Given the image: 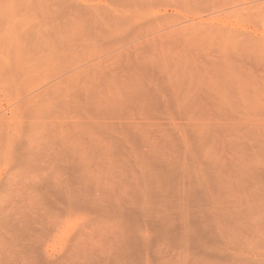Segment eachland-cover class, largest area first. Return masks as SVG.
Instances as JSON below:
<instances>
[{"label": "rangeland", "instance_id": "obj_1", "mask_svg": "<svg viewBox=\"0 0 264 264\" xmlns=\"http://www.w3.org/2000/svg\"><path fill=\"white\" fill-rule=\"evenodd\" d=\"M0 264H264V0H0Z\"/></svg>", "mask_w": 264, "mask_h": 264}, {"label": "bare ground", "instance_id": "obj_2", "mask_svg": "<svg viewBox=\"0 0 264 264\" xmlns=\"http://www.w3.org/2000/svg\"><path fill=\"white\" fill-rule=\"evenodd\" d=\"M106 46H108V44H107ZM106 46L104 47V51L106 50V49H105ZM109 46H110V45H109ZM107 48H108V47H107ZM109 48H110V47H109ZM106 52H107V51H106ZM103 58H105V57H103ZM105 59H106V58H105ZM107 59H108V58H107ZM102 60H103V59H102ZM103 61H104V60H103ZM128 63H129V62H128ZM128 63H126V64H128ZM124 64H125V63H124ZM124 64H123V66H124ZM126 64H125V65H126ZM97 65H98V64H97ZM97 65L95 64V66H97ZM100 66H101V65H100ZM126 66H127L126 68H128V66H130V65L128 64V65H126ZM83 69H84V68H83ZM123 69H124V68H123ZM129 70H131V69L129 68ZM75 71H76V70H75ZM107 71H108V70H107ZM107 71H106V72H107ZM135 71H137V70H135ZM139 71H140V70H139ZM139 71H137V72H139ZM76 72H77V71H76ZM76 72H75V73H76ZM78 72L80 73L79 70H78ZM106 72H105V73H106ZM126 72H127V71H126ZM67 73H68V72H67ZM69 74H71V73H69ZM76 74H77V73H76ZM76 74H75V75H76ZM109 74H110V71H109ZM139 74H140V72L138 73V75H139ZM73 76H74V75H73ZM109 76H110V75H109ZM127 76H128V75H127ZM129 76H130V75H129ZM66 77H68V75H67ZM125 77H126V76H125ZM134 77H136V76L134 75ZM126 78H128V77H126ZM64 79H66V78H64ZM113 79H114V78H113ZM132 79H133V78H132ZM132 79H131V80H132ZM127 80H128V79H127ZM129 80H130V79H129ZM63 81H64V80H63ZM56 82H57V81H56ZM58 83H59V82H58ZM56 85H57V84H56ZM53 86H54V85H53ZM49 87H50V86H49ZM46 89H47V88H46ZM46 89H45V90H46ZM41 91L44 92L43 90H41ZM48 92H49V90H48ZM42 94H44V93H42ZM37 96H38V95H37Z\"/></svg>", "mask_w": 264, "mask_h": 264}]
</instances>
